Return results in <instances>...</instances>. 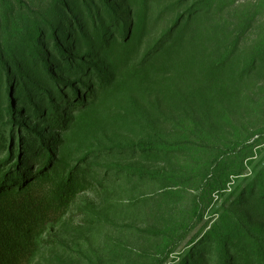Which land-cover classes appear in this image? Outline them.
<instances>
[{
	"label": "rangeland",
	"instance_id": "374dc122",
	"mask_svg": "<svg viewBox=\"0 0 264 264\" xmlns=\"http://www.w3.org/2000/svg\"><path fill=\"white\" fill-rule=\"evenodd\" d=\"M107 2L112 17L98 0H0V160L27 132L60 175L86 177L33 264H218V245L227 264H257L246 238L264 251V0ZM153 142L172 150L129 148Z\"/></svg>",
	"mask_w": 264,
	"mask_h": 264
},
{
	"label": "trees",
	"instance_id": "16d2710c",
	"mask_svg": "<svg viewBox=\"0 0 264 264\" xmlns=\"http://www.w3.org/2000/svg\"><path fill=\"white\" fill-rule=\"evenodd\" d=\"M98 1H101L100 11L106 12L107 16H114L107 0ZM90 12L88 11V14L93 28L96 30L95 17H99L100 13L97 9L94 16L93 14L90 15ZM95 34L99 37L97 32ZM50 40L54 44V49L68 63L70 68L71 63L59 45L53 31H51ZM39 46V39L31 41L30 45H28L30 47V58L39 57ZM40 66L42 67L43 75L54 79L46 58L40 59ZM0 67L5 70L8 78L9 65L3 60L1 55ZM16 70H18V67ZM244 72L246 71L244 70ZM94 74L96 78L101 80L100 83L105 82L103 75L99 72ZM9 85L6 95L9 104L8 115L11 139L14 134L11 124L15 117L13 116L12 101L9 96L11 88ZM61 99L66 103L68 102V99L65 100L64 97H61ZM80 103L82 104V100H80ZM53 106L51 103L49 107L52 113ZM17 125L20 126L19 123ZM24 135L25 138L18 139L16 148L13 143L9 150L6 149L7 156L0 160V264H33L39 250L38 239L44 232L46 225L57 221L66 213L79 186L86 181L83 171L77 172L76 169L66 171V175H60L63 169L59 170L58 168L61 165L55 162V150L51 149L48 144H44L41 139L35 140L34 136L29 137L30 134L27 132ZM2 142L5 143L4 140ZM171 147L172 145L167 142H153L129 148L149 153L150 151L165 152L172 150ZM114 170L118 173L127 171L117 168ZM261 187L262 185H259V188ZM259 195L260 199H264V189L260 190ZM200 239L203 240L199 242V246H204L207 242V237L202 236ZM251 239L253 238H246V244L252 247L256 263L264 264V251L258 243ZM218 247L219 249L216 251L218 264H227L226 248H221V245H218ZM190 258H192V253H188L184 263Z\"/></svg>",
	"mask_w": 264,
	"mask_h": 264
}]
</instances>
